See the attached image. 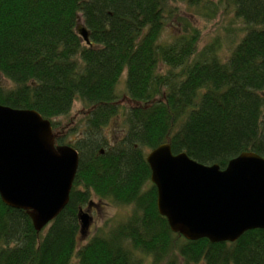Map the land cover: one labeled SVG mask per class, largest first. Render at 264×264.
Masks as SVG:
<instances>
[{
    "label": "trees",
    "instance_id": "trees-1",
    "mask_svg": "<svg viewBox=\"0 0 264 264\" xmlns=\"http://www.w3.org/2000/svg\"><path fill=\"white\" fill-rule=\"evenodd\" d=\"M202 1L0 0V105L33 110L53 131L74 101L93 108L85 136L55 139L78 153V167L53 221L36 232L25 211L0 200V264H140L137 254L154 263L174 255L183 264H264V230L233 243L190 242L156 212L145 156L159 145L220 169L242 152L264 158V0H225L247 28L224 58L213 46L196 53L194 32L162 40L170 3ZM122 74L126 111L115 91ZM116 117L123 130L108 145L97 131ZM91 198L130 212L81 244L78 214Z\"/></svg>",
    "mask_w": 264,
    "mask_h": 264
},
{
    "label": "water",
    "instance_id": "water-1",
    "mask_svg": "<svg viewBox=\"0 0 264 264\" xmlns=\"http://www.w3.org/2000/svg\"><path fill=\"white\" fill-rule=\"evenodd\" d=\"M75 32L89 44L79 23ZM145 162L156 192V212L171 233L216 244L264 230V158L258 154L242 152L220 169L184 153L173 155L166 142L149 151ZM77 166L76 151L55 146L49 122L37 112L0 105V200L25 211L36 232L67 204ZM78 220L84 236L91 218L80 210Z\"/></svg>",
    "mask_w": 264,
    "mask_h": 264
},
{
    "label": "rangeland",
    "instance_id": "rangeland-1",
    "mask_svg": "<svg viewBox=\"0 0 264 264\" xmlns=\"http://www.w3.org/2000/svg\"><path fill=\"white\" fill-rule=\"evenodd\" d=\"M172 9L171 17L165 21V27L162 32V40L171 42L179 36H189L195 33L198 42L196 45V53L202 52L204 49L213 46L212 50L220 57L224 58L229 55L233 47L239 43L240 38L245 32L247 25L240 19L236 18L230 4L224 0H204L196 6H188L183 2L169 4ZM167 17V16H166ZM216 48V49H215ZM124 75H122L115 86L118 94V108L126 111L131 108L132 102L125 94ZM2 83L4 81L0 79ZM7 107V106H6ZM93 110L92 107L86 106L80 101H74L66 116L53 119L57 129L53 131L55 139H61L67 143L71 139V135L79 133L80 135L89 128L88 119L86 118ZM120 112V110H119ZM121 122L116 117L108 122L104 128L98 129L100 140H105L108 145L121 136ZM71 134V135H70ZM83 136L85 134L83 133ZM104 142V141H103ZM91 206H95L93 212H89L91 216V224L88 232L81 237L80 243L88 241L96 230L107 229L115 223L121 222L129 214V207L105 205L99 203L95 198L90 200ZM85 210V207L82 208ZM183 239L178 244L183 243ZM172 255V254H169ZM140 258V264H183L184 261L176 256L165 258L158 263H154L152 258L147 255L137 254ZM172 258V259H171ZM197 264H202L198 262Z\"/></svg>",
    "mask_w": 264,
    "mask_h": 264
},
{
    "label": "flooded vegetation",
    "instance_id": "flooded-vegetation-1",
    "mask_svg": "<svg viewBox=\"0 0 264 264\" xmlns=\"http://www.w3.org/2000/svg\"><path fill=\"white\" fill-rule=\"evenodd\" d=\"M90 210H91V212H93L95 210V207H92Z\"/></svg>",
    "mask_w": 264,
    "mask_h": 264
}]
</instances>
